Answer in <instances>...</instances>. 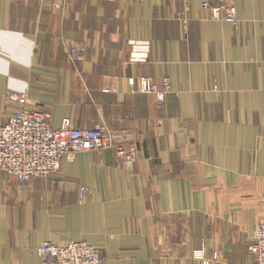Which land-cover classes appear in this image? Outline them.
<instances>
[{
    "label": "crops",
    "instance_id": "crops-1",
    "mask_svg": "<svg viewBox=\"0 0 264 264\" xmlns=\"http://www.w3.org/2000/svg\"><path fill=\"white\" fill-rule=\"evenodd\" d=\"M240 25L214 21L201 0H0V123L10 93L59 129L104 125L138 150L64 159L21 185L0 172V264H42L47 240L102 247L106 264H255L264 223V0H231ZM185 16L186 22L179 19ZM85 49L77 67L69 43ZM149 41L147 63L129 42ZM179 97L141 92L140 79ZM90 196L79 202V189Z\"/></svg>",
    "mask_w": 264,
    "mask_h": 264
},
{
    "label": "built area",
    "instance_id": "built-area-1",
    "mask_svg": "<svg viewBox=\"0 0 264 264\" xmlns=\"http://www.w3.org/2000/svg\"><path fill=\"white\" fill-rule=\"evenodd\" d=\"M201 4L212 20L228 22L236 27L240 25L237 9L231 0H201ZM179 19L186 22L184 15ZM129 45L130 62L144 64L149 61V41H134ZM83 53V47L75 41L70 42L69 54L73 62L82 61ZM140 86L142 93L155 95L159 105L165 102L169 94L180 95L173 90L169 80L164 81L163 90L145 77L140 79ZM8 103L14 109L5 123H0V172L21 185L59 172L64 159L74 161L77 155L84 152L115 149L118 158L130 169L139 160L137 148L127 143L126 135L114 132L107 126L80 129L74 127L70 119H64L61 127L54 129L52 115L32 105L27 92L10 93ZM90 193L88 188L80 187L79 202L86 203ZM249 253L255 264H264V223L256 228ZM38 255L42 264H106L107 259L104 248L75 240L65 244L47 240L38 248ZM193 258L202 264H215L219 259L217 255L208 258L203 249L196 250Z\"/></svg>",
    "mask_w": 264,
    "mask_h": 264
},
{
    "label": "rangeland",
    "instance_id": "rangeland-1",
    "mask_svg": "<svg viewBox=\"0 0 264 264\" xmlns=\"http://www.w3.org/2000/svg\"><path fill=\"white\" fill-rule=\"evenodd\" d=\"M73 41H74V40H73ZM75 42L78 43L77 41H75ZM78 45H79V44H78ZM83 49H84V48H83ZM69 51H70V43H69ZM84 53H85V49H84ZM84 53H83V56H84ZM83 60H84V59H83ZM83 60H82V61H83ZM71 61H72V60H71ZM82 61H80V62H82ZM72 62H73V61H72ZM73 63L76 64L75 67H77V66H78L77 64H78L79 62H73ZM70 161H73V160H70ZM15 182H16V181H15ZM215 255H217V254H215ZM215 255H214V256H215ZM217 256H218V255H217ZM218 258H219V256H218Z\"/></svg>",
    "mask_w": 264,
    "mask_h": 264
}]
</instances>
